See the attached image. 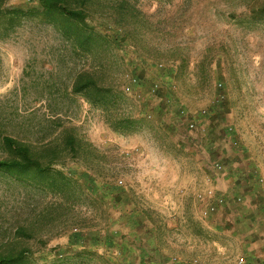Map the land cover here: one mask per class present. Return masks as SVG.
I'll list each match as a JSON object with an SVG mask.
<instances>
[{
    "label": "rangeland",
    "instance_id": "rangeland-1",
    "mask_svg": "<svg viewBox=\"0 0 264 264\" xmlns=\"http://www.w3.org/2000/svg\"><path fill=\"white\" fill-rule=\"evenodd\" d=\"M94 2L93 50L34 17L0 37L2 129L60 160L46 182L0 173V246L20 264H264V0Z\"/></svg>",
    "mask_w": 264,
    "mask_h": 264
},
{
    "label": "trees",
    "instance_id": "trees-1",
    "mask_svg": "<svg viewBox=\"0 0 264 264\" xmlns=\"http://www.w3.org/2000/svg\"><path fill=\"white\" fill-rule=\"evenodd\" d=\"M8 0H0V37L16 28L25 17H34L42 23H50L60 28L65 36L72 37L84 50H93L91 41L95 38L92 32H84L89 26L86 18L90 13L83 6L95 4L94 0H37V5L31 8H10L5 6ZM65 4H79L80 7L70 9ZM77 20L78 22H73ZM79 22L83 24L79 27ZM86 81L79 86L78 81L75 91L90 90L95 85L92 73H86ZM51 143L39 140H28L3 130L0 123V173L18 182H33L42 180L46 182L54 176L55 165L59 158L55 154H47ZM47 186V184H43ZM17 236V232H15ZM12 237V234L10 238ZM4 246V247H3ZM0 246V264H20L28 250L15 246L14 241Z\"/></svg>",
    "mask_w": 264,
    "mask_h": 264
},
{
    "label": "built area",
    "instance_id": "built-area-1",
    "mask_svg": "<svg viewBox=\"0 0 264 264\" xmlns=\"http://www.w3.org/2000/svg\"><path fill=\"white\" fill-rule=\"evenodd\" d=\"M194 127H195V124L192 122V123L190 124V128L193 129Z\"/></svg>",
    "mask_w": 264,
    "mask_h": 264
}]
</instances>
